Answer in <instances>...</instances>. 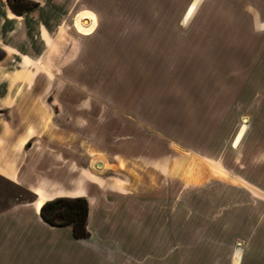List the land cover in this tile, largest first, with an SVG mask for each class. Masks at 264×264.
Wrapping results in <instances>:
<instances>
[{
	"label": "rangeland",
	"instance_id": "obj_1",
	"mask_svg": "<svg viewBox=\"0 0 264 264\" xmlns=\"http://www.w3.org/2000/svg\"><path fill=\"white\" fill-rule=\"evenodd\" d=\"M138 1L76 0L38 63L6 71L24 83L0 100V211L35 202L19 175L49 201L89 183L94 205L91 241L54 234V251L15 247L0 264H230L240 248L245 194L211 164L264 191V54L185 52L192 39L163 36L162 7Z\"/></svg>",
	"mask_w": 264,
	"mask_h": 264
},
{
	"label": "crops",
	"instance_id": "obj_2",
	"mask_svg": "<svg viewBox=\"0 0 264 264\" xmlns=\"http://www.w3.org/2000/svg\"><path fill=\"white\" fill-rule=\"evenodd\" d=\"M24 1L35 3L36 6L21 15H16L10 10L7 0H0V52L3 53V57L0 59V100H3V97H14L15 94H12L13 87H18L17 90L19 91L24 83V81L17 83L16 80L11 81L9 77H6V71H9V69L15 72L23 70L26 66V60L28 63L31 62L32 65H36L39 61L37 57L43 49V39L48 40L52 37L59 27L57 21L61 20L62 23L67 21L68 15L77 3L76 0ZM194 1L154 0L157 5L162 7L161 15H157L154 11L153 14L156 15L155 19L160 20L162 23L163 36L192 39L191 44L181 46L185 52L264 54V0H197V7L192 16L186 17L187 11ZM144 3V0H139L138 7L145 10L147 15L149 4ZM144 21H151V18L146 17ZM44 46L47 50L49 45L47 46L44 43ZM233 139L227 145V148L236 150L241 141L236 148H233ZM28 144L29 139L26 146ZM215 163L211 165L220 169L231 181L237 182V184L228 182L229 186L239 187L241 192L245 194V200L241 205V216L243 218L240 227L241 236H239L241 240L236 242V245L240 248L229 255V262L232 264L233 255L239 252V264H264V191L255 185L253 187L246 184L248 183L247 180L240 175L223 170L218 165V161ZM1 164L3 165V162ZM161 169L163 171L167 170L166 166H161ZM86 176L85 173L83 176L84 181H88ZM12 180L14 181V179ZM257 180L253 181L257 182ZM17 184L30 192L36 187L20 175L17 177ZM42 188L49 194L60 192L63 195L76 190ZM89 189V183L77 187V190L82 192V198L87 199L91 208L94 205V199L89 196ZM37 199L36 196L33 204L17 203L0 211V223H5L8 229H6L7 231L0 229V236L2 237L0 256L9 259L13 248L22 246L26 252L27 248L28 250L38 249V244H41V242H43V245H51V250L54 251L57 249V246L54 245L60 242V240L58 241L57 238L53 237L54 234H57L56 236L59 234V238L65 237L70 241H91L90 210L87 217L89 237L75 239L72 236L70 227H52L42 220L39 214L40 210L36 208ZM32 224L35 225L36 232L31 230ZM106 225L105 223L100 224L101 227ZM3 236H5V240H3ZM18 264L21 263L18 262Z\"/></svg>",
	"mask_w": 264,
	"mask_h": 264
},
{
	"label": "trees",
	"instance_id": "obj_3",
	"mask_svg": "<svg viewBox=\"0 0 264 264\" xmlns=\"http://www.w3.org/2000/svg\"><path fill=\"white\" fill-rule=\"evenodd\" d=\"M10 10L21 15L36 6L24 0H7ZM22 6V7H21ZM42 220L52 227H70L75 239L89 237L87 217L89 205L85 198H57L44 204L40 209Z\"/></svg>",
	"mask_w": 264,
	"mask_h": 264
},
{
	"label": "bare ground",
	"instance_id": "obj_4",
	"mask_svg": "<svg viewBox=\"0 0 264 264\" xmlns=\"http://www.w3.org/2000/svg\"><path fill=\"white\" fill-rule=\"evenodd\" d=\"M196 7H197V0H195L193 3H192V5L190 6V8L188 9V11H187V14H186V17H190V16H192V14H193V12H194V10L196 9ZM81 15H84L85 16V18L84 19H82V20H80V26H82L83 28H88L90 25H91V23H92V21H91V17L89 16L90 14H88L87 12H83ZM83 16V17H84ZM78 18V17H77ZM79 21V20H78ZM93 25V24H92ZM77 28V27H76ZM92 28V27H91ZM94 28V27H93ZM82 29V28H81ZM78 30V29H77ZM81 31V30H80ZM83 31V30H82ZM84 32H85V30H84ZM91 29H87L86 30V32L84 33V35L85 36H89V35H91ZM246 122V121H245ZM244 122V123H245ZM243 130H244V126H242L241 127V129H240V131H239V133L236 135V138H235V141H234V145L233 146H237L238 145V143H239V140H240V137H241V134L243 133ZM20 142V141H19ZM20 144V146H22V145H24L25 144V140H21V142L19 143ZM17 145V144H16ZM18 147V146H17ZM101 166L100 165H98V168H100ZM90 180V179H89ZM75 191V190H74ZM73 191V192H74ZM33 193H34V195H36L37 197H38V199H37V201H36V208L38 209V210H40L41 209V207L44 205V204H46V203H48L49 202V199H48V197H47V195L44 193V191L41 189V188H34L33 189V191H32ZM77 192V191H76ZM79 193V192H78ZM80 194V193H79Z\"/></svg>",
	"mask_w": 264,
	"mask_h": 264
}]
</instances>
